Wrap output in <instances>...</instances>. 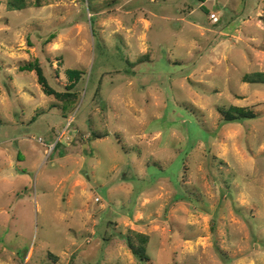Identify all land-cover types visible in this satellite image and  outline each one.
Returning a JSON list of instances; mask_svg holds the SVG:
<instances>
[{
    "label": "rangeland",
    "instance_id": "1",
    "mask_svg": "<svg viewBox=\"0 0 264 264\" xmlns=\"http://www.w3.org/2000/svg\"><path fill=\"white\" fill-rule=\"evenodd\" d=\"M25 1L0 0V264H143L129 232L144 264H264V0Z\"/></svg>",
    "mask_w": 264,
    "mask_h": 264
},
{
    "label": "trees",
    "instance_id": "2",
    "mask_svg": "<svg viewBox=\"0 0 264 264\" xmlns=\"http://www.w3.org/2000/svg\"><path fill=\"white\" fill-rule=\"evenodd\" d=\"M39 3V2H37ZM39 5V4H38ZM7 6L9 9H15L20 10L26 7V1L25 0H8ZM144 58H147L146 56H143V58H140L138 61L144 60ZM21 70H34L37 75V80L39 84L42 86L43 90L47 94L54 95L55 98L59 100H63L64 102H69L74 100L75 94L70 93L68 89L72 88L74 83L77 82V80L80 78L83 71L77 70V69H68L67 74L68 78L71 80V84L69 85L67 92H57L53 88H51L46 80V77L44 76V72L42 67L40 66L39 62L35 61L34 63L25 64L24 66L20 67ZM258 75L257 81L264 82V76L259 73H253ZM249 78V75H244L242 79L245 81ZM220 119L221 121H238L244 118H253L256 116V114L245 107L240 106H234L231 105L226 110H220L219 111ZM106 135V134H105ZM128 249L131 251V253L135 256V258L141 262L145 263L149 257L147 256V244L149 240V236L142 232H129L122 236Z\"/></svg>",
    "mask_w": 264,
    "mask_h": 264
},
{
    "label": "built area",
    "instance_id": "3",
    "mask_svg": "<svg viewBox=\"0 0 264 264\" xmlns=\"http://www.w3.org/2000/svg\"><path fill=\"white\" fill-rule=\"evenodd\" d=\"M211 18H212L213 22H214V21H217V19H218V18H217L215 15H213V14H211Z\"/></svg>",
    "mask_w": 264,
    "mask_h": 264
}]
</instances>
